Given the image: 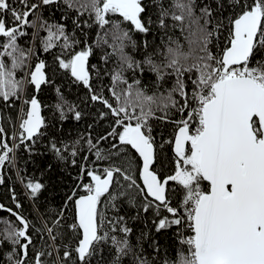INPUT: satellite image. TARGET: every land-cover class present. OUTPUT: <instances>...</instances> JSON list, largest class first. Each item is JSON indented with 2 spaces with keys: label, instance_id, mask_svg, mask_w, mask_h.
<instances>
[{
  "label": "snow or ice",
  "instance_id": "obj_1",
  "mask_svg": "<svg viewBox=\"0 0 264 264\" xmlns=\"http://www.w3.org/2000/svg\"><path fill=\"white\" fill-rule=\"evenodd\" d=\"M213 2L215 9L207 0H0V185L6 169L16 166L17 150L31 154L45 135L38 96L52 80L46 62L33 60L37 39L106 110L99 119L110 120L105 132L81 136L70 150L49 145L58 160L73 167L78 156L81 161L59 208L31 220L0 204L8 214L0 217V264H105L106 250L107 264L128 258L152 264L143 255L146 233L132 242L125 206L137 209L133 219L151 211L158 233L175 228L186 248L164 264H264V0ZM53 9L62 18L74 12L80 32L97 28L95 44L45 18ZM225 10L231 13L226 25L214 16ZM153 26L165 36L180 29L187 47L171 38L162 46L145 42L135 59L126 51L139 47L133 34L148 36ZM222 27L227 45L216 54L210 45ZM28 29L32 47H21ZM96 49L104 51V69L90 63ZM93 71L97 79L107 75L108 84L97 89ZM56 91L60 118L67 107L80 120ZM5 109L18 110L16 119ZM153 120L174 125L173 137L157 142ZM165 144L171 157L163 155ZM17 176L35 201L44 185L25 182L19 169ZM12 200L22 207L14 191ZM151 246L158 255V245Z\"/></svg>",
  "mask_w": 264,
  "mask_h": 264
},
{
  "label": "trees",
  "instance_id": "obj_2",
  "mask_svg": "<svg viewBox=\"0 0 264 264\" xmlns=\"http://www.w3.org/2000/svg\"><path fill=\"white\" fill-rule=\"evenodd\" d=\"M203 0H197V3H202ZM207 2L212 6L213 9L216 8V4L213 0H207ZM45 18H50L52 23H60L66 25L67 31L71 34L73 31L81 40H89L92 44H95V32L99 31L97 28H87L84 27L83 32L75 29L73 24V19L75 18L74 12L67 10L62 18V13L53 9L52 12H45ZM231 13L225 10L223 14H218L214 12L216 19L223 20L225 25L227 24L226 17L230 16ZM86 17H81L83 20ZM31 19V17H30ZM155 19V17H153ZM91 23V21H89ZM215 20L213 21V25ZM210 25L209 27H212ZM29 36L26 38H21V47H32L31 42V32L32 29H28ZM84 32L88 35L85 36ZM41 36H46L45 32H41ZM186 33H182L180 29H175L169 31L167 36L163 34L162 31L158 30L153 26L151 33L148 36L143 34H133V39L137 41L138 49L133 50L131 48L126 49V51L132 55L135 59H141L143 54V44L149 42L155 45H161V41L167 42L169 38L172 40H179L180 43L186 48L187 42L185 40ZM228 31L227 27H222L216 33L213 38V45L210 48L219 54L221 50L227 45ZM82 46V45H81ZM162 46V45H161ZM53 52H58L59 49H53ZM110 51V50H109ZM104 51L101 49H96V53L90 58V63L95 64L100 69H104L105 65L101 60V56ZM39 58L44 60L48 65L47 71L52 80V83L46 86H42V90L38 98L42 101L44 105L42 110V115L45 118L47 127L43 129L45 135L41 137L34 145H32L31 154L25 151L23 146H21L16 152V166L9 167L4 172L5 183L0 185V204H3L7 208H12L13 210L22 212L31 220H36L40 214L47 211H53L59 208L66 197V195L71 190L73 184L75 183V177L79 168L80 157L76 159L78 161L77 166L73 167L70 162L58 160L57 157L49 150V145L52 142H56L58 146L63 147L64 145L69 146V150L75 141L81 138V136L87 137L91 133L92 137L95 138L97 134L103 133L107 130L110 123L109 119L100 120L99 114L102 106L99 103H93L90 101V94L88 90L83 87V85L75 82L73 78L66 74L62 69H59L53 59L51 53H45L42 50L39 39L36 41V54L33 60ZM116 61V57L112 56L110 58L108 68H111ZM93 85L99 89L102 85L106 86L109 82L107 75H102L99 79L96 77L95 71L92 73ZM151 78L149 75L143 81L144 84L148 83ZM57 89L63 94L65 100L76 107V110L81 113L80 120L73 118L71 112H67V107H65L66 118L61 119L60 113L56 109V104L58 103ZM107 90L105 87V95H107ZM18 110L5 109V115L11 116L13 120L16 119ZM19 121L16 122L18 128ZM151 123L154 125L153 135L156 136L157 142L161 139L167 141L171 139L175 132V126L172 124H162L159 121L153 120ZM91 126V127H90ZM5 127L11 133L13 131L9 124H5ZM83 144V140H81ZM170 146L165 144L164 157H171L172 153L169 150ZM84 153H81L83 155ZM91 158V157H90ZM71 157L69 156V160ZM106 163V162H105ZM20 170V177H23L25 182L27 180L39 181L44 185L43 190L39 194L38 198L33 201L29 195L28 190L25 189L24 184L21 183L20 178L17 176V170ZM206 185V182H205ZM15 192L16 200L22 205L20 209H15L12 194ZM123 211L130 218L128 220L129 226L133 228L132 242L136 243V237L140 236L143 231L146 233L143 240L141 241L144 252L143 255L152 264H164L165 260L176 261L178 254L185 251L186 246L179 245L176 235L175 228L162 230L161 232L155 231V226L153 224V214L152 212L139 213V218L133 219L137 216V209L129 208L125 206ZM6 212H0V217H7ZM71 208L68 210V217L71 219ZM158 219V218H157ZM187 234H191L187 232ZM153 243L158 245L159 254L156 255L151 246ZM139 250V249H138ZM186 254V253H185ZM108 253H105V264H107ZM95 264V261L93 262ZM124 264H130V258L126 259Z\"/></svg>",
  "mask_w": 264,
  "mask_h": 264
},
{
  "label": "built area",
  "instance_id": "obj_3",
  "mask_svg": "<svg viewBox=\"0 0 264 264\" xmlns=\"http://www.w3.org/2000/svg\"><path fill=\"white\" fill-rule=\"evenodd\" d=\"M188 235H190V234H188Z\"/></svg>",
  "mask_w": 264,
  "mask_h": 264
}]
</instances>
